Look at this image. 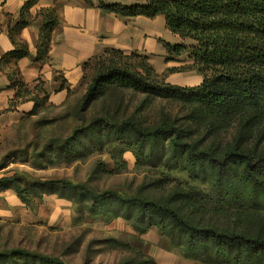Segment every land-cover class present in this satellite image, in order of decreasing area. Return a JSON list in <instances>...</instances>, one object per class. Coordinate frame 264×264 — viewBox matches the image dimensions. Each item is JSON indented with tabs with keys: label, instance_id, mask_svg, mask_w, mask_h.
<instances>
[{
	"label": "trees",
	"instance_id": "trees-1",
	"mask_svg": "<svg viewBox=\"0 0 264 264\" xmlns=\"http://www.w3.org/2000/svg\"><path fill=\"white\" fill-rule=\"evenodd\" d=\"M37 1L28 0L21 15ZM131 1L124 5L98 0V7L120 18L163 15L169 30L183 40L166 44L171 54L167 60L182 54L192 60L190 66L169 72L192 69L203 76L202 83H167L165 74L156 73L146 56L106 50L84 65L86 89L74 108L75 124L64 136L48 137L34 156L44 168L41 161L70 166L94 152L106 153L119 170L128 163L125 154L131 153L137 165L185 177L160 196L147 184L128 194L98 191L88 181L19 175L0 178V192L14 191L31 210L45 195L69 200L81 217L74 224H83L86 216L105 224L127 221L138 247L108 239L114 246L135 251L134 257L116 264L155 261H145L142 249L141 236L150 229L159 232L161 248L177 250L200 264H264V0ZM41 15L37 61L48 58L58 22L53 9L41 10ZM24 20L21 26L28 24ZM27 55V47L19 45L3 60ZM9 80L17 88L11 101L14 108L28 85L18 74ZM38 90L30 97L34 107L29 116L38 114L48 101V92L42 87ZM131 95L141 96L137 104L130 103ZM156 99L188 108V112L161 111L158 118H148L145 111ZM97 104L100 108L89 116ZM65 117L42 124H57ZM228 129L230 136L223 138L222 132L229 134ZM168 179L159 178L160 190ZM0 264L68 263L58 255L14 248L0 251Z\"/></svg>",
	"mask_w": 264,
	"mask_h": 264
},
{
	"label": "rangeland",
	"instance_id": "rangeland-1",
	"mask_svg": "<svg viewBox=\"0 0 264 264\" xmlns=\"http://www.w3.org/2000/svg\"><path fill=\"white\" fill-rule=\"evenodd\" d=\"M140 98L141 96L131 95L130 103L135 105ZM74 103L75 100L63 108L46 109L38 116L16 125H0V178L19 175L28 179L88 181V185L98 191L115 190L128 194L147 184L156 196H160L178 184L181 177H185L183 173L164 171L160 167L137 165L131 153L125 154L128 163L119 170H115L106 153L98 152L70 166L49 165L46 161H41L45 167H39L40 161L34 154L42 149L48 137L56 134L64 136L70 131L72 124H75L72 117ZM100 105L97 104L89 116ZM161 111L182 115L188 112V108L156 99L151 100L145 114H148V118L155 119ZM63 116L66 117L57 124L42 126L43 120H60ZM228 130L229 134L227 131L222 132L223 138L230 136V129ZM2 166L4 168L1 169ZM168 176V183L160 190L159 178ZM69 208L64 204L60 213L54 215L57 209L52 213L50 202L43 204L41 200L35 205V210H31L14 191L0 192V251L23 248L61 256L68 264H116L122 259L135 256V251L114 246L108 241L117 238L138 247V243L133 241V231L129 225L120 222L105 226L102 222L88 220L87 216L84 218L87 221L83 224H74L73 220L81 217ZM143 239L147 242L145 248L142 247L145 261L152 258L156 261L152 264H200L194 260L185 261L182 255L160 249L157 232L148 233Z\"/></svg>",
	"mask_w": 264,
	"mask_h": 264
},
{
	"label": "crops",
	"instance_id": "crops-1",
	"mask_svg": "<svg viewBox=\"0 0 264 264\" xmlns=\"http://www.w3.org/2000/svg\"><path fill=\"white\" fill-rule=\"evenodd\" d=\"M27 1L0 0V125L19 124L28 118L38 116L46 109L63 108L74 100L75 106L86 89V84L83 83L85 63L93 56L109 49L122 50L126 54L138 52L146 56L156 73L165 74L167 83L197 86L203 81V76L192 69L169 72L171 68L190 66L192 60L187 54L167 60L171 54L166 44H180L183 40L169 30L163 15L153 18L143 15L120 18L114 13L103 12L98 7V0H38L23 17L21 10ZM105 2L124 5L132 3L131 0ZM45 9H53L58 22L51 34L48 58L37 61L41 10ZM23 19L28 21L25 26L20 25ZM19 45L27 47V56L3 60L6 54L19 48ZM13 74H18L28 85V92H22L16 106L11 108V101L17 93V88L10 86L9 76ZM39 87L48 92V101L38 114L29 116L34 107V101L30 97L39 93ZM42 201L43 204L50 202L52 213L57 209L54 215L60 213L64 204L70 206L69 209L75 213L71 201L56 195H45ZM39 212L38 210L37 213ZM120 222L129 225L133 231L132 226L123 219L102 224L116 225ZM151 232H157L161 242L159 232L150 229L141 236L144 241L143 248L147 245L143 237ZM132 233L134 234V231ZM168 252L180 255L177 250ZM182 259L189 261L183 257Z\"/></svg>",
	"mask_w": 264,
	"mask_h": 264
}]
</instances>
